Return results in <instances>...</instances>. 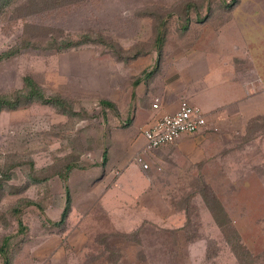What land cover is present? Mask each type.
Returning a JSON list of instances; mask_svg holds the SVG:
<instances>
[{
  "label": "rangeland",
  "instance_id": "rangeland-1",
  "mask_svg": "<svg viewBox=\"0 0 264 264\" xmlns=\"http://www.w3.org/2000/svg\"><path fill=\"white\" fill-rule=\"evenodd\" d=\"M17 1L0 9V94L22 89L30 78L83 115L71 118L40 104L0 113V159L17 163L9 187L0 190V264L6 237L12 264H264V117L214 140L211 154L194 165L145 155L148 172L134 162L146 125L141 130L133 120L137 99L151 100L152 109L160 104L148 93L137 96V87H183L177 65L182 71L204 52L210 76L201 86L219 87L210 93L226 96L245 48L254 59L264 49V0H47L36 7ZM162 22L166 43L158 52ZM84 36L95 41L63 49V41ZM12 49L18 54L3 56ZM117 49L136 58L123 60ZM155 69L149 80L142 76ZM101 101L116 110H103ZM72 162L80 168L69 178L71 210L59 229L51 222L60 220L66 194L53 175ZM28 200L36 206L24 210L28 231L22 233L13 210ZM212 211L217 221L229 218L233 230H224L239 260ZM232 232L250 258H243Z\"/></svg>",
  "mask_w": 264,
  "mask_h": 264
},
{
  "label": "crops",
  "instance_id": "crops-1",
  "mask_svg": "<svg viewBox=\"0 0 264 264\" xmlns=\"http://www.w3.org/2000/svg\"><path fill=\"white\" fill-rule=\"evenodd\" d=\"M205 57L206 52L201 56L193 57L194 60H191L190 63L186 61L182 71L178 68L179 65H177V68L170 67L171 75L178 74L177 71L180 72V76L182 75L183 87L136 88L137 96L140 97V93L145 92V94L148 93L147 98L157 97L160 102L158 109H152L149 104L151 100L146 101L145 99V102L142 103L141 99H137L136 107H133V110L136 109L133 120L140 123L141 130V125L148 127L162 116L174 114L182 100H187L192 106L199 108L208 120L207 125L197 134L183 135L176 143L166 145L147 157L154 156L162 164H179L180 159H189L190 163L194 165L202 161L205 154H211L208 152L211 150L210 144L214 140H217V138H221V140H224L225 137L230 138L232 134L245 130L251 120L264 117V49L260 51L259 48L256 59H254L251 51L245 48L243 54L238 58L242 59L241 63L235 64V74L230 78L232 87H227L226 96L210 93L211 90L215 91L219 87L201 86L210 76L209 68L206 67V63H203ZM185 59V54H183L180 62L185 61ZM243 60H246L247 64H243ZM159 62L160 58L157 59L156 66H159ZM172 68H176L177 71ZM149 72H144L142 76L145 77ZM168 74L170 75V72ZM169 75L168 79L170 80ZM218 99L223 103L215 105L213 101ZM139 115L140 120H138ZM212 130H217L220 135H216ZM129 145H125V147ZM144 146L145 143L138 147L139 150L142 151ZM141 172L143 171L141 170Z\"/></svg>",
  "mask_w": 264,
  "mask_h": 264
},
{
  "label": "trees",
  "instance_id": "trees-1",
  "mask_svg": "<svg viewBox=\"0 0 264 264\" xmlns=\"http://www.w3.org/2000/svg\"><path fill=\"white\" fill-rule=\"evenodd\" d=\"M15 1H17V0H0V9H2V7H4V5H7L8 3H13ZM46 1L47 0H28V1H26V3L31 5L29 7H36V6H40L39 2H42L44 4ZM233 4L234 3H230L229 5L226 4V5H224V7L229 8ZM25 6H26V4H25ZM188 6L191 7L192 11H194V5L193 6L188 5ZM188 14H189V12H188V9L186 8L185 12H184V22H182L183 24L181 25L182 31H184V32H187L189 30L190 19H189V17H187ZM196 16H197L196 17L197 23H201V21L204 20V17H199L200 16L199 14H197ZM166 34H167V23L162 22L159 25V29H158L157 36H156L155 43H154L155 48L158 52H161L163 50V47L165 46ZM94 41L95 40H91L88 36H84V37H81V39L76 40L75 42L70 43L67 41H63L62 44H63V49H67L70 46L78 47V46H81L83 44H87L89 42H94ZM117 53L119 54L120 58L123 60L136 58V56H133V57L126 56L125 57L119 52L118 49H117ZM17 54H18V50L12 49V50L4 53L3 56L6 57L7 59H10ZM155 72H156V70L149 72L148 74H146V76L144 78L150 79L155 74ZM141 79L142 78H139L138 81L136 82V84L141 83V81H142ZM24 82H25L24 87L22 89L11 92V93L0 94V113L4 112V111H15L17 109L26 107V106L31 105V104H40V105H44V106L53 107L56 110L60 111L61 113L72 116L71 118L78 117V118L82 119L83 113L81 114L79 112H74V110L71 108L69 102H67L66 100H63L62 98L57 97V96L56 97L46 96L44 93V90H42V88L39 87L38 84H36V82L31 80L30 78L24 79ZM100 106L102 107L103 110H106V109L116 110L115 105L109 101H101ZM124 126H126V125H124ZM6 159H7V161H1V159H0V190L9 187V185H7V182L12 179L13 172H14L13 170L17 164V163H11L10 165H7V162L9 163V162H16V161H10L9 156ZM107 160H108L107 150H104L102 165L105 166V164L108 162ZM32 166H33V163H31V167ZM78 167L79 166L76 165L75 162L68 163L64 167L63 171L53 175V176H55V178H59L64 184L65 194H66V203H65V209H64V211L60 217V220L56 221V222L52 221L51 222L52 227H56V228L61 229L67 223L66 221L68 218V214L71 210V204H72V198H71L70 187H69V178L71 177L72 172ZM27 177L30 178V173H27ZM32 179H34L35 181H38V179H35V178H32ZM46 182H47V180L45 181V183ZM46 187L47 186L45 185V188ZM31 206H36V203L28 200V201H25L24 204L20 203L13 210L15 213H18V215H19L18 224L20 227V232H22V233L28 231V227L23 225L22 215H23L24 210L28 207H31ZM19 207H21V208H19ZM218 209H219L218 211L220 213L224 212L223 208L220 207L219 205H218ZM212 214H213V217H214L216 223L218 224V226L221 229H223V231L225 233V238H226L227 244H228L231 252L239 260V258H241V253H239L237 248L233 247L227 230L226 229H225L226 231L224 230L225 226L227 227V229H229L231 231L233 230V228L230 226L231 222H230L229 218L226 215H224L223 222H220V221H217L216 212L212 211ZM219 223H220V225H219ZM221 225H222V227H221ZM232 236L235 237L236 244L239 247H241V249L244 251L243 258L244 257H246V259L250 258L249 251L244 246H242L240 244V242H239L240 238H239L238 234L236 232H232ZM10 244H11L10 243V237H6L4 240V244H3L4 247H6L5 248L6 251H8V247ZM6 251H4L5 252L4 264H12L11 258L9 257L8 252H6Z\"/></svg>",
  "mask_w": 264,
  "mask_h": 264
},
{
  "label": "built area",
  "instance_id": "built-area-1",
  "mask_svg": "<svg viewBox=\"0 0 264 264\" xmlns=\"http://www.w3.org/2000/svg\"><path fill=\"white\" fill-rule=\"evenodd\" d=\"M159 108V103L153 105ZM207 116L197 107L183 100L174 114L165 115L143 129L145 146L141 153L134 157V162L143 171L151 169L145 155L176 143L183 135H195L207 125Z\"/></svg>",
  "mask_w": 264,
  "mask_h": 264
}]
</instances>
